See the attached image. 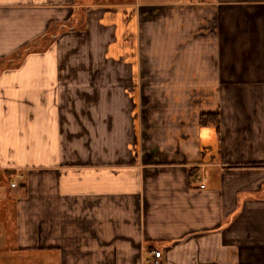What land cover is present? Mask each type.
Returning a JSON list of instances; mask_svg holds the SVG:
<instances>
[{"label":"crops","instance_id":"obj_1","mask_svg":"<svg viewBox=\"0 0 264 264\" xmlns=\"http://www.w3.org/2000/svg\"><path fill=\"white\" fill-rule=\"evenodd\" d=\"M154 250L264 264V0H0V264Z\"/></svg>","mask_w":264,"mask_h":264},{"label":"built area","instance_id":"obj_2","mask_svg":"<svg viewBox=\"0 0 264 264\" xmlns=\"http://www.w3.org/2000/svg\"><path fill=\"white\" fill-rule=\"evenodd\" d=\"M17 185L16 182L12 183V186L15 187ZM206 185L202 184L201 187L204 188ZM153 256L155 258V264L159 263V259L162 257V252L160 250H154L153 251Z\"/></svg>","mask_w":264,"mask_h":264},{"label":"trees","instance_id":"obj_3","mask_svg":"<svg viewBox=\"0 0 264 264\" xmlns=\"http://www.w3.org/2000/svg\"><path fill=\"white\" fill-rule=\"evenodd\" d=\"M212 116V115H211ZM206 118H208L206 115L204 116V120H202V122L206 121Z\"/></svg>","mask_w":264,"mask_h":264},{"label":"rangeland","instance_id":"obj_4","mask_svg":"<svg viewBox=\"0 0 264 264\" xmlns=\"http://www.w3.org/2000/svg\"><path fill=\"white\" fill-rule=\"evenodd\" d=\"M16 183H17V185L15 186V187H17L18 186V182L17 181H15ZM13 183V182H12ZM12 183H11V186H12ZM13 187V186H12ZM14 188V187H13Z\"/></svg>","mask_w":264,"mask_h":264}]
</instances>
